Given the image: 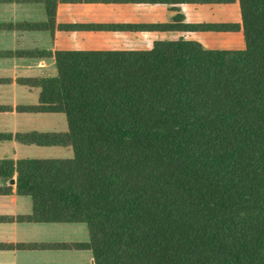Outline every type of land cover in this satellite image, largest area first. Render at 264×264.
<instances>
[{
  "label": "trees",
  "instance_id": "trees-1",
  "mask_svg": "<svg viewBox=\"0 0 264 264\" xmlns=\"http://www.w3.org/2000/svg\"><path fill=\"white\" fill-rule=\"evenodd\" d=\"M237 1L238 23L196 28L239 31L241 49L55 52L30 109L67 131L24 140L72 157L0 161L30 220L84 222L93 264H264V0Z\"/></svg>",
  "mask_w": 264,
  "mask_h": 264
},
{
  "label": "crops",
  "instance_id": "crops-1",
  "mask_svg": "<svg viewBox=\"0 0 264 264\" xmlns=\"http://www.w3.org/2000/svg\"><path fill=\"white\" fill-rule=\"evenodd\" d=\"M240 18L237 0H0V161L15 171L21 159L70 158V146L24 140L67 131L64 113L30 109L39 83L57 73L56 51L145 50L179 39L232 49L241 32L196 27ZM10 178L0 176V188L11 189L0 191V264H93L91 251L76 247L89 240L87 225L30 220L32 200L16 193V172Z\"/></svg>",
  "mask_w": 264,
  "mask_h": 264
},
{
  "label": "rangeland",
  "instance_id": "rangeland-1",
  "mask_svg": "<svg viewBox=\"0 0 264 264\" xmlns=\"http://www.w3.org/2000/svg\"><path fill=\"white\" fill-rule=\"evenodd\" d=\"M243 45H244L243 42L242 43L238 42V43H235V44L231 45V47H233L232 49H239V48H242ZM67 151H68V154L67 155L69 157H71L72 156V153H73L72 150L70 148H68Z\"/></svg>",
  "mask_w": 264,
  "mask_h": 264
},
{
  "label": "water",
  "instance_id": "water-1",
  "mask_svg": "<svg viewBox=\"0 0 264 264\" xmlns=\"http://www.w3.org/2000/svg\"><path fill=\"white\" fill-rule=\"evenodd\" d=\"M14 181H13V179L12 178H10L9 180H8V183H10V184H12ZM93 263V262H92Z\"/></svg>",
  "mask_w": 264,
  "mask_h": 264
}]
</instances>
